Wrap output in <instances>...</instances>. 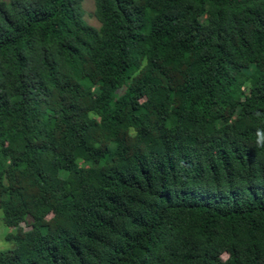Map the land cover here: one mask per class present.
Instances as JSON below:
<instances>
[{"label": "trees", "instance_id": "1", "mask_svg": "<svg viewBox=\"0 0 264 264\" xmlns=\"http://www.w3.org/2000/svg\"><path fill=\"white\" fill-rule=\"evenodd\" d=\"M94 1H0V264H264V0Z\"/></svg>", "mask_w": 264, "mask_h": 264}, {"label": "rangeland", "instance_id": "2", "mask_svg": "<svg viewBox=\"0 0 264 264\" xmlns=\"http://www.w3.org/2000/svg\"><path fill=\"white\" fill-rule=\"evenodd\" d=\"M0 1H5V2H9L10 0H0ZM83 9L85 11V21L99 29L101 27V24L98 22V20L95 17V1L94 0H84L83 2ZM2 214H1V210H0V250H4V249H9L13 247V244L11 242H8L5 238L6 234L8 233V230L4 227L3 223H2ZM51 215L47 218L50 219ZM21 227L24 230H29L31 227L27 224H21ZM223 259H227V255H223L222 256Z\"/></svg>", "mask_w": 264, "mask_h": 264}]
</instances>
